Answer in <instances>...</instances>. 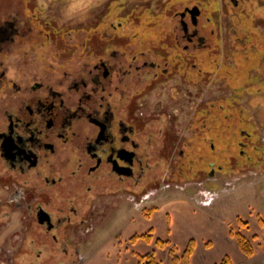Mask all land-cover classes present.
<instances>
[{"label":"flooded vegetation","instance_id":"1","mask_svg":"<svg viewBox=\"0 0 264 264\" xmlns=\"http://www.w3.org/2000/svg\"><path fill=\"white\" fill-rule=\"evenodd\" d=\"M7 1L0 4L1 249L17 246L6 253L12 260L20 253L76 262L98 228L137 210L143 197L190 195L193 144L203 139L215 148L217 129L209 119L217 102L228 99L208 94L207 65L216 64L222 82H234L229 76L242 65L239 52L249 58V41L264 49V34L232 22L226 31L220 15L212 59L199 27L200 4L183 1L168 15L158 48L145 46L136 31L134 41L127 40L133 31L122 17L96 33L77 23L63 30L57 14H31L35 2ZM238 15L243 18L232 15L235 25L249 26ZM253 20L264 25V16ZM231 42L246 47L229 65L224 55ZM195 58L212 60L198 64ZM263 60L250 69L260 70ZM223 65L229 68L224 73ZM195 100L210 103L191 111ZM196 112L202 118L192 121ZM192 129L198 132L193 138ZM175 174L184 179L174 180ZM221 177L209 172L210 180Z\"/></svg>","mask_w":264,"mask_h":264},{"label":"rangeland","instance_id":"2","mask_svg":"<svg viewBox=\"0 0 264 264\" xmlns=\"http://www.w3.org/2000/svg\"><path fill=\"white\" fill-rule=\"evenodd\" d=\"M7 0H0V4L5 3ZM14 2V0H10ZM36 3V9L31 11V14L36 13L43 18L51 19L54 14L58 15L59 25L62 29H68L72 24L77 23L79 30L82 28H92L101 30L105 27L106 22L111 20H121L127 24V29L133 31L126 34L127 40L134 41L131 36L134 32H139L136 37L143 38L145 46L153 43L158 48L161 46V29L165 28L169 21L168 15H172L176 10L183 6V1H188L191 5L200 4L202 7L203 15L200 18L199 27L206 36V49L208 50L207 56H212L210 49L215 47V33L213 30L217 28V20L220 15L222 16L223 25L226 31L231 27L236 29L252 31L254 36L264 34V25L257 24L256 19L264 13V0H240L238 6L233 5L231 0H30ZM8 2V1H7ZM180 6V7H179ZM221 8V9H220ZM222 11H218V10ZM212 15V20L206 17ZM249 22V26L235 25L232 20V15L237 16V19L243 17ZM125 16V17H124ZM172 17V16H171ZM107 19V20H105ZM135 24L134 25V22ZM241 21V20H240ZM94 23L92 25L91 23ZM99 22L98 27L95 26ZM231 27H227V23H231ZM91 25V27L89 26ZM94 26V27H92ZM132 26V27H131ZM96 28V29H95ZM98 28V29H97ZM243 28V29H242ZM96 33V31H95ZM251 35V34H250ZM156 39V40H155ZM255 40V39H254ZM153 41V42H151ZM245 45H236L233 42L227 47V53L224 58L229 65L235 62L234 53L239 51L241 46H245L252 52L247 59L245 54L239 52V59L242 60L241 67L235 69L232 77L234 82L230 84L222 82L220 73L212 66V59L195 58L198 64L201 62H208L207 68L210 73H207V85L212 88L208 94L216 93L218 97L228 99L219 100L216 104L217 108L211 114L209 123L216 127L217 134H212L216 143L215 148L206 145L203 139L195 141L191 150L189 160V172L186 174V179L190 180V187L188 192L191 194L193 200L200 201L207 205H212L215 212L223 216L230 228L235 230L241 229L242 232L249 238L253 239L254 234L259 235V239L264 237V229L258 223V218L264 219V60L260 66V70L255 65V69L251 68V62L258 61L259 57H264V49L262 45L257 43H250ZM244 58V59H243ZM201 65V64H200ZM229 68L225 65L222 66L223 73L228 71ZM209 74V75H208ZM193 78V77H192ZM196 78V75H195ZM202 78V75H201ZM211 83V84H210ZM224 83V84H223ZM234 96V99L229 97ZM210 101L202 105L199 101L190 102L191 111H194L201 106H208ZM200 104V105H199ZM215 106V107H216ZM192 115V121L201 119L202 117L197 112ZM192 127L195 128L194 124ZM198 133V132H196ZM193 129L190 131V137L197 136ZM209 134V133H208ZM209 136V135H208ZM215 172L222 175L221 179H209V172ZM164 168L162 167V171ZM198 173V175H197ZM174 180L181 182L182 176H172ZM184 179V178H183ZM187 192V193H188ZM180 194V195H179ZM177 197L187 198L182 193H177ZM173 197V196H172ZM141 203H138L137 210L131 213H126L128 220L118 218L106 227L107 235H111L113 239L131 237L135 233H142L153 229L154 239L163 236L170 237L169 229L161 230L159 235L158 230H154L151 220L158 221L159 216L156 218V211L158 212L163 203L171 200V196L165 199L152 200L149 197H143ZM188 199V198H187ZM151 200V201H150ZM164 210H162L163 213ZM112 215V214H111ZM110 215V216H111ZM112 218V216H111ZM239 218L248 222L246 228L239 227ZM142 219L145 229L130 230L128 226L138 224ZM161 224V221H159ZM132 223V224H131ZM156 223V222H155ZM163 223V222H162ZM141 224V223H139ZM177 226V225H176ZM175 226V227H176ZM170 227V226H169ZM174 227V228H175ZM172 229V228H171ZM183 230L175 231V235H180ZM185 233H183L184 235ZM172 236V235H171ZM95 240L93 241V243ZM103 243V239L100 240ZM256 243V240L254 241ZM93 243L87 245L84 253H92ZM153 244V242H152ZM84 246V245H83ZM37 247V246H36ZM95 247V245H94ZM17 246H5L1 249L0 245V264H55L54 261L43 260L40 256L35 255L26 259L22 254L18 253L16 259L12 260V255L6 254L8 251L13 253ZM53 249V246H51ZM149 248H151L149 246ZM38 249V248H37ZM36 249V251H37ZM35 251V253H36ZM82 252L80 253L82 255ZM257 252H264V247H257ZM164 255L167 251L163 250ZM82 257V256H81ZM60 258V257H59Z\"/></svg>","mask_w":264,"mask_h":264},{"label":"crops","instance_id":"3","mask_svg":"<svg viewBox=\"0 0 264 264\" xmlns=\"http://www.w3.org/2000/svg\"><path fill=\"white\" fill-rule=\"evenodd\" d=\"M177 196L174 194L170 201L162 204V209L156 211V218L159 216V220L152 219L151 224H153L154 230L159 231V235H161L162 229L163 231L165 228L169 229L168 231L172 235H170V239L179 250H183L188 241L194 239L195 249L191 257V264H216L225 257H229L233 264H264V252H257L254 256L248 257L241 251L236 238L231 234L229 224L223 220L220 213L213 211L212 205L193 200L191 194L187 195L188 199ZM162 210H164L163 213ZM127 215L123 213V220H128ZM144 225L147 224L141 219L138 224L134 223L128 226V229L143 230L145 229ZM180 229L183 232L176 236L174 232ZM106 230L107 228L104 227L98 228L90 243L81 246L80 252L95 240L92 244V253L82 252V257L76 262L58 256L55 257V264H138L136 253H145L154 248V244L141 240L132 244L128 240L129 237L113 239L111 235H107ZM183 233L185 234L183 235ZM102 239L103 243L100 242ZM30 248L33 250L32 248L35 247ZM159 252L163 259L162 264H167L168 254L164 255L163 251ZM40 257L43 260L48 259L46 261H54V258L48 255L42 254Z\"/></svg>","mask_w":264,"mask_h":264},{"label":"trees","instance_id":"4","mask_svg":"<svg viewBox=\"0 0 264 264\" xmlns=\"http://www.w3.org/2000/svg\"><path fill=\"white\" fill-rule=\"evenodd\" d=\"M258 223L264 229V219L258 218ZM248 222L239 218V227L246 228ZM153 229L142 233L133 234L128 240L134 244L138 241H144L154 244V248L145 253H136L138 264H162L163 259L159 251L166 250L168 254L167 264H191V257L195 249V240L190 239L183 250H179L173 243L170 237L159 236L154 239ZM231 234L238 242L241 251L248 257L254 256L257 251V247H264V237L259 239L258 234H254L253 239L247 237L241 229L235 230L231 228ZM256 240V243L254 242ZM216 264H233L229 257H225L219 263Z\"/></svg>","mask_w":264,"mask_h":264}]
</instances>
